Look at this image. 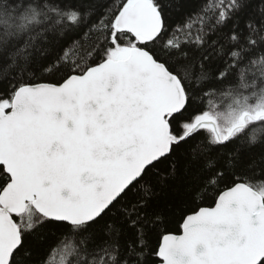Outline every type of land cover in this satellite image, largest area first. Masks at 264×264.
I'll return each instance as SVG.
<instances>
[{
  "label": "snow or ice",
  "instance_id": "6c2138e0",
  "mask_svg": "<svg viewBox=\"0 0 264 264\" xmlns=\"http://www.w3.org/2000/svg\"><path fill=\"white\" fill-rule=\"evenodd\" d=\"M0 264H264V0H0Z\"/></svg>",
  "mask_w": 264,
  "mask_h": 264
},
{
  "label": "trees",
  "instance_id": "16d2710c",
  "mask_svg": "<svg viewBox=\"0 0 264 264\" xmlns=\"http://www.w3.org/2000/svg\"><path fill=\"white\" fill-rule=\"evenodd\" d=\"M173 227H175V225H173Z\"/></svg>",
  "mask_w": 264,
  "mask_h": 264
}]
</instances>
